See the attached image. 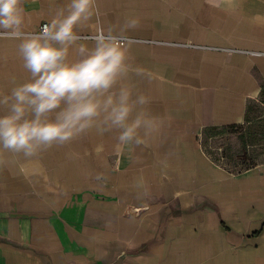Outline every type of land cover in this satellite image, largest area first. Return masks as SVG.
Returning <instances> with one entry per match:
<instances>
[{
    "label": "crops",
    "instance_id": "1",
    "mask_svg": "<svg viewBox=\"0 0 264 264\" xmlns=\"http://www.w3.org/2000/svg\"><path fill=\"white\" fill-rule=\"evenodd\" d=\"M70 2L23 0V30ZM110 28L143 70L127 82L160 131L122 149L116 132L92 130L30 160L6 154L0 264H264V165L229 175L198 143L208 127L246 123L261 95L264 0H95L70 61ZM19 43L0 36V96L30 80Z\"/></svg>",
    "mask_w": 264,
    "mask_h": 264
},
{
    "label": "clouds",
    "instance_id": "2",
    "mask_svg": "<svg viewBox=\"0 0 264 264\" xmlns=\"http://www.w3.org/2000/svg\"><path fill=\"white\" fill-rule=\"evenodd\" d=\"M23 0H0V36L19 40L28 82L0 96V165L6 154L33 159L56 145L67 144L92 130L116 132L117 148L147 145L162 120L151 114L149 98L129 84L133 68L126 38L113 29L97 30L80 44L78 59L70 49L82 39L76 29L93 16L95 0H71L40 32L23 30ZM125 22L121 32L137 27Z\"/></svg>",
    "mask_w": 264,
    "mask_h": 264
},
{
    "label": "rangeland",
    "instance_id": "3",
    "mask_svg": "<svg viewBox=\"0 0 264 264\" xmlns=\"http://www.w3.org/2000/svg\"><path fill=\"white\" fill-rule=\"evenodd\" d=\"M248 117L251 123H247L242 129L245 140L244 144L237 139V133L234 135L211 136V134L199 132L198 143L202 152L214 165L215 170H221L229 175H236L243 170L248 160L254 159L257 166L264 165V83L260 97L257 100H250L247 104ZM259 120L258 125H249ZM239 132V130H235ZM246 153L245 159H238ZM230 157L222 158L223 155ZM220 158L216 160L215 158ZM246 162V163H243ZM127 215L136 214L134 208L126 211Z\"/></svg>",
    "mask_w": 264,
    "mask_h": 264
},
{
    "label": "trees",
    "instance_id": "4",
    "mask_svg": "<svg viewBox=\"0 0 264 264\" xmlns=\"http://www.w3.org/2000/svg\"><path fill=\"white\" fill-rule=\"evenodd\" d=\"M246 123L244 124H232V125H226V126H213V127H208L205 129V133H210L211 136H219V135H234L237 133V139L239 140L240 143H243L244 144V148L243 150H245V140H244V134L242 133V129L245 128L246 124L247 123H251V119H249L248 117V112H247V115H246ZM259 123V120H256L255 123H252V124H249V125H258ZM235 130H239V132L235 131ZM245 156H246V153L242 156H237L238 159H245ZM227 157H230L228 155H223L222 158H227ZM216 160H220V158H215ZM249 162H243V163H246L245 164V167H243V170L239 171L240 173L245 171V170H249L251 168H254L257 166L256 164V161L254 159H250L248 160Z\"/></svg>",
    "mask_w": 264,
    "mask_h": 264
},
{
    "label": "built area",
    "instance_id": "5",
    "mask_svg": "<svg viewBox=\"0 0 264 264\" xmlns=\"http://www.w3.org/2000/svg\"><path fill=\"white\" fill-rule=\"evenodd\" d=\"M46 24H49L48 22H42L41 24H40V26H39V30H38V32H40V30L42 29V27L44 26V25H46ZM89 37V36H88ZM135 212H137V210H135Z\"/></svg>",
    "mask_w": 264,
    "mask_h": 264
}]
</instances>
